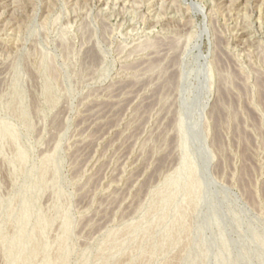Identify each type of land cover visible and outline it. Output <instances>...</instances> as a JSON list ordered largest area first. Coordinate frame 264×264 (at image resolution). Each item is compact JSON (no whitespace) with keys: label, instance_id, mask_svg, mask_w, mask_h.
Here are the masks:
<instances>
[{"label":"rangeland","instance_id":"obj_1","mask_svg":"<svg viewBox=\"0 0 264 264\" xmlns=\"http://www.w3.org/2000/svg\"><path fill=\"white\" fill-rule=\"evenodd\" d=\"M0 264H264V0H0Z\"/></svg>","mask_w":264,"mask_h":264}]
</instances>
